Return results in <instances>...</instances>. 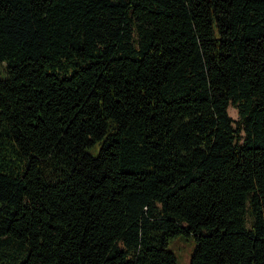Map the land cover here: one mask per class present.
I'll use <instances>...</instances> for the list:
<instances>
[{
    "label": "trees",
    "instance_id": "obj_1",
    "mask_svg": "<svg viewBox=\"0 0 264 264\" xmlns=\"http://www.w3.org/2000/svg\"><path fill=\"white\" fill-rule=\"evenodd\" d=\"M185 251L264 264V0H0V264Z\"/></svg>",
    "mask_w": 264,
    "mask_h": 264
},
{
    "label": "rangeland",
    "instance_id": "obj_2",
    "mask_svg": "<svg viewBox=\"0 0 264 264\" xmlns=\"http://www.w3.org/2000/svg\"><path fill=\"white\" fill-rule=\"evenodd\" d=\"M229 114L230 116L233 118V119H238V111L235 107H233L232 105L229 107ZM178 251V250H176ZM181 259L179 261V264H186L187 263V252H183L182 255H181Z\"/></svg>",
    "mask_w": 264,
    "mask_h": 264
}]
</instances>
